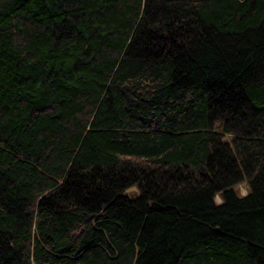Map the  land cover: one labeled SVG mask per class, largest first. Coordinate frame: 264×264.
I'll return each instance as SVG.
<instances>
[{"label":"trees","instance_id":"obj_1","mask_svg":"<svg viewBox=\"0 0 264 264\" xmlns=\"http://www.w3.org/2000/svg\"><path fill=\"white\" fill-rule=\"evenodd\" d=\"M0 264H264V0H0Z\"/></svg>","mask_w":264,"mask_h":264},{"label":"rangeland","instance_id":"obj_2","mask_svg":"<svg viewBox=\"0 0 264 264\" xmlns=\"http://www.w3.org/2000/svg\"><path fill=\"white\" fill-rule=\"evenodd\" d=\"M238 192H239L240 194H244V193H245V187H244L243 185H240V186L238 187ZM215 201H216V202H219V200H218L217 198H215Z\"/></svg>","mask_w":264,"mask_h":264}]
</instances>
